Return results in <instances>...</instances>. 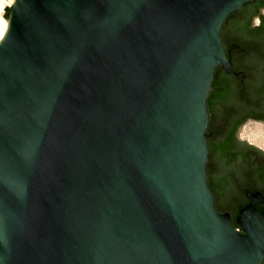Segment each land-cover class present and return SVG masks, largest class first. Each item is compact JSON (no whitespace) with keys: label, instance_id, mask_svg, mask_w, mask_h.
<instances>
[{"label":"water","instance_id":"obj_1","mask_svg":"<svg viewBox=\"0 0 264 264\" xmlns=\"http://www.w3.org/2000/svg\"><path fill=\"white\" fill-rule=\"evenodd\" d=\"M263 7L17 0L0 264H264Z\"/></svg>","mask_w":264,"mask_h":264},{"label":"clouds","instance_id":"obj_2","mask_svg":"<svg viewBox=\"0 0 264 264\" xmlns=\"http://www.w3.org/2000/svg\"><path fill=\"white\" fill-rule=\"evenodd\" d=\"M16 4L17 0H0V45L4 44L12 26V21L7 18L8 10L14 8ZM255 23L259 26L258 18ZM253 146L264 151V142L255 143Z\"/></svg>","mask_w":264,"mask_h":264},{"label":"rangeland","instance_id":"obj_3","mask_svg":"<svg viewBox=\"0 0 264 264\" xmlns=\"http://www.w3.org/2000/svg\"><path fill=\"white\" fill-rule=\"evenodd\" d=\"M9 15V10L7 17ZM261 130H264V125L257 124L255 122L249 123L247 130L244 131L243 133V138L249 140L250 142L253 143H258V142H264V135L263 133H260Z\"/></svg>","mask_w":264,"mask_h":264},{"label":"flooded vegetation","instance_id":"obj_4","mask_svg":"<svg viewBox=\"0 0 264 264\" xmlns=\"http://www.w3.org/2000/svg\"><path fill=\"white\" fill-rule=\"evenodd\" d=\"M262 11L264 12V7L262 8ZM251 122H255V123H257V124L264 125L263 122H260V121H257V120H248V121H246L245 123H243V125H242V129L239 131V137H240L242 140L244 139V138H243V133H244V131L247 130V127H248L249 123H251ZM247 141H248L249 143L252 144V142H250L249 140H247Z\"/></svg>","mask_w":264,"mask_h":264},{"label":"bare ground","instance_id":"obj_5","mask_svg":"<svg viewBox=\"0 0 264 264\" xmlns=\"http://www.w3.org/2000/svg\"><path fill=\"white\" fill-rule=\"evenodd\" d=\"M260 133H263V135H264V130H261Z\"/></svg>","mask_w":264,"mask_h":264}]
</instances>
